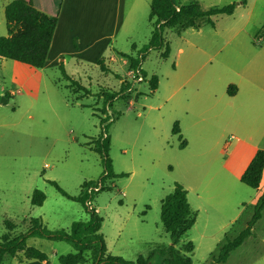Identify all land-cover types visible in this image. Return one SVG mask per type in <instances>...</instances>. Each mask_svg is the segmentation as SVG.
Segmentation results:
<instances>
[{
  "label": "rangeland",
  "instance_id": "obj_1",
  "mask_svg": "<svg viewBox=\"0 0 264 264\" xmlns=\"http://www.w3.org/2000/svg\"><path fill=\"white\" fill-rule=\"evenodd\" d=\"M10 1L0 0V37L7 35L4 8ZM176 1H196L202 10L235 3V9L212 18L214 26L199 20L181 32L166 29L168 57H161L164 48L150 50L139 78L121 54L136 57L147 44L150 0H64L43 68L0 60V238L5 220L16 225L14 235L27 232L30 218L50 231L68 232L73 222H86L85 207L50 182L70 196L84 192L83 183L98 182L104 168L93 145L106 136L112 172L124 176L105 178L98 184L104 190L89 192V186L86 192L102 219L99 233L110 255L134 262L171 244L160 206L175 183L196 213L175 246L191 264H206L246 227L264 190V170L257 189L239 181L255 152L264 150V0ZM251 42L263 51L253 52ZM101 58L110 73L97 64ZM254 59L263 63L252 78ZM60 64L88 95L72 91ZM115 75L132 82V100L104 107L101 92L119 89ZM175 123L179 134L172 133ZM34 190L45 195L41 206L30 204ZM188 242L191 253L184 252ZM25 244L54 264L74 252L64 241L33 237ZM86 258L93 263L92 252ZM160 261L155 255L150 264ZM14 262L9 257L3 264ZM224 264H264V211Z\"/></svg>",
  "mask_w": 264,
  "mask_h": 264
},
{
  "label": "trees",
  "instance_id": "obj_2",
  "mask_svg": "<svg viewBox=\"0 0 264 264\" xmlns=\"http://www.w3.org/2000/svg\"><path fill=\"white\" fill-rule=\"evenodd\" d=\"M62 2L63 0H11L4 8L7 35L0 37V59L12 60L31 68H43ZM234 8L235 3L220 8L202 10L196 1L181 5L176 0H150L148 19L152 30L147 44L138 51L136 57L121 54L128 61L129 72H135L140 68L141 63L150 50L164 48L161 57L164 59L168 57L169 47L163 37L166 29L177 28L181 32L189 27H196L199 20H205L207 24L213 26L212 18L214 16L231 15ZM132 48L134 49L135 47L133 46ZM97 64L102 68L103 72L110 73L109 68L105 66L103 58L99 59ZM59 69L63 79L68 82V86L74 93L89 94V90L86 87L66 74L62 64L59 65ZM142 77L146 78L144 71H142ZM115 78L119 81L118 91L106 90L101 92L100 96L103 98L104 107H109L116 100L121 99L127 103L132 100L129 94L132 82L123 79L119 75H115ZM134 78H137V76ZM149 88L152 92L156 90V76L150 77ZM231 88L229 87L228 89L230 96L233 93ZM135 97H137V94ZM105 121L106 119L101 120L100 124ZM172 133L179 134L176 123L173 126ZM184 145L185 143L183 142L182 146ZM93 150L101 156L104 174L96 183H83L82 189H87L89 186L98 188V184H101L105 178L124 176L123 174L116 175L112 172L111 162L108 157L109 138L107 136L103 137L100 142L95 143ZM263 170L264 150H257L239 180L245 186L257 189L261 182ZM50 184L64 198L80 202L88 212L89 219L86 222H73L67 232L65 230L50 231L39 218H30L27 232L19 235H14L13 233L16 225L10 220H5L6 232L0 238V264H3L7 257H14L18 254H21L19 262L35 260L49 263L48 256L45 253L25 244L27 238L33 237L64 241L71 245L74 252L59 255L57 257L58 264H86L87 252H92L93 254L92 264H150L155 255L161 258V261L157 264H191L190 258L175 247L180 238L193 227L196 221V213L190 209L187 201V192L180 184H174L172 192L162 199L160 206V220L164 231L169 235L171 244L163 248H152L146 256H138L134 262L125 261L121 257L107 253L104 237L99 233L102 219L89 204L91 193H87L85 189L78 196H70L55 182H50ZM102 190L104 188L100 185L96 192ZM44 200L45 195L39 190H34L30 198V204L41 206ZM263 210L264 190L254 204L253 215L246 227L233 240L224 243L219 248L217 255L212 257L206 264H224L230 253L240 247L244 240L252 235V227L260 219ZM184 246L185 253L192 252V243L188 242Z\"/></svg>",
  "mask_w": 264,
  "mask_h": 264
},
{
  "label": "crops",
  "instance_id": "obj_3",
  "mask_svg": "<svg viewBox=\"0 0 264 264\" xmlns=\"http://www.w3.org/2000/svg\"><path fill=\"white\" fill-rule=\"evenodd\" d=\"M63 2H64V0H63ZM63 2H62V6H63ZM62 6H61V8H60V11H59V14H58V20H59V17H60V12H61V9H62ZM235 9V8H234ZM234 12V11H233ZM233 14V13H232ZM231 14V15H232ZM215 17V16H214ZM213 17V18H214ZM58 20H57V24H58ZM214 23V22H213ZM57 24H56V27H57ZM214 26V25H213ZM56 27H55V30H56ZM55 30H54V33H53V36H52V40H51V43H50V47H49V50H48V52L50 51V49H51V47H52V43H53V39H54V36H55ZM257 35V34H256ZM249 47L251 48V50H253V52H256V53H258L256 50H255V48L258 50V51H263V47H259V48H257L256 47V44L255 43H249ZM259 54V53H258ZM48 55V54H47ZM47 59V58H46ZM58 61H61V62H63V58L61 57V56H58ZM1 60V59H0ZM263 62H261V63H259L256 59H254L253 61H252V63H251V65H250V76L252 77V78H254L255 76H257V73L261 70V64H262ZM252 85H254L253 83H252ZM262 89H263V91L262 92H264V87H261ZM262 89H260V91L262 90ZM234 95H235V93H234ZM246 169V168H245ZM220 170H217L216 171V173L217 172H219ZM244 172V171H243ZM239 179H240V176H239ZM240 181V180H239ZM241 183V182H240ZM242 184V183H241ZM262 193V192H261ZM260 196V195H259ZM258 196V197H259ZM186 197H187V195H186ZM188 201V200H187ZM256 202V201H255ZM255 204V203H254ZM190 206V205H189ZM191 209V208H190ZM264 211V210H263ZM250 237V236H249ZM105 240V239H104ZM105 246H106V251H107V253H108V251H109V249H108V245H107V243H105ZM109 254V253H108ZM7 258H9V257H7ZM6 258V259H7ZM10 258H13V259H15V262H14V264H54V263H52V262H50L49 261V263H45V262H39V261H35V260H32V261H27V262H19L20 261V258H21V254H18V255H16V256H14V257H10ZM6 259L4 260V261H6ZM11 264H13V263H11Z\"/></svg>",
  "mask_w": 264,
  "mask_h": 264
},
{
  "label": "built area",
  "instance_id": "obj_4",
  "mask_svg": "<svg viewBox=\"0 0 264 264\" xmlns=\"http://www.w3.org/2000/svg\"><path fill=\"white\" fill-rule=\"evenodd\" d=\"M139 69H140V68H138L135 72H131V73L134 74V77L137 76V74H139ZM136 73H137V74H136ZM137 78H139V75L137 76ZM90 188H91V187H90ZM92 189H96V190H97L98 188H96V187L91 188V189H89V192H90V190L93 191Z\"/></svg>",
  "mask_w": 264,
  "mask_h": 264
}]
</instances>
